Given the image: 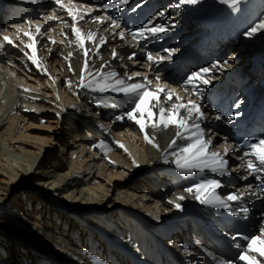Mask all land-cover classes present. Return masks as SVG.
Listing matches in <instances>:
<instances>
[{"label": "bare ground", "instance_id": "bare-ground-1", "mask_svg": "<svg viewBox=\"0 0 264 264\" xmlns=\"http://www.w3.org/2000/svg\"><path fill=\"white\" fill-rule=\"evenodd\" d=\"M27 1L33 5L43 4L40 8L46 9L44 15L55 12L61 21H67L68 26L57 20L44 26L37 15L26 13L25 17L29 16L32 21L30 33L35 36L34 46L28 48L26 45L33 41L23 34L27 31V24L21 19L25 17L0 13V44L4 45L0 48V256L3 255L0 264H163V255L169 261L171 254L177 252L178 244L188 243V236H205L202 227L208 229L211 236L218 235L217 261L247 264L238 256L247 244L244 237L259 234L264 228V219H261L264 192H259L249 177L242 178L236 188L230 179L237 178L238 174L222 176L210 169L181 172L172 153L178 152L188 141L177 139L176 145L169 147L175 138L174 128L146 127L145 131L160 145L159 149L154 147L144 139L140 126L124 115L130 110L133 98L124 97L122 93L81 87L80 77L84 75L85 83H88L93 76H98V69H103L105 73L116 71L119 79H126V73L143 74L126 80L127 83H143L144 77L155 83L154 78L159 75V83L166 89H174L185 102L193 99L200 105L204 113L200 123L205 139L211 138L210 151L222 153L225 147L231 150L234 139L225 124L218 121L222 114L215 108L217 90L213 88L215 82L225 78V74H217V68L212 67L218 63L221 72L237 77L240 91L236 93L238 99L236 97L233 105L243 103L252 108L264 99V88H261L255 102L252 104L251 101L258 88L255 76H261L259 81H264V65L260 61L264 59V28H258L251 36L246 34L264 21V0H236L234 7L231 0L228 3L222 0H198L196 3L173 0L171 7L166 4L160 7L170 16V19L159 21L165 26L166 33L151 38L145 35L146 40L132 39L130 33L140 29H127L132 21L113 29L109 23H92L88 18L89 22H81L80 26L97 31L98 38H106L107 43L99 47L98 55L95 47L86 43L89 48L87 72H82L83 50L69 43L75 37L66 11L53 8L55 0ZM64 2L68 3V0ZM115 3L119 6L111 10L117 14L116 18L111 11L104 10L91 16H112L120 23L124 19L123 4L120 0ZM179 4L185 6L179 12L191 14L194 18H178L174 6L179 7ZM18 7L27 10L23 3ZM192 8L198 10L196 15L192 14ZM221 12H227L226 16L232 19L225 30L219 31L225 34L218 37L217 33L214 34L217 38L215 45L221 49L218 54H223L224 50L229 59L218 61L217 49L207 57L199 58L196 49L190 50L192 42L183 43V38L192 36L197 40L204 32L205 24L207 27L212 25L210 31L213 34L217 24L215 16ZM147 14L150 17L144 24L148 27L154 13ZM37 24L41 26L39 34L35 31ZM172 26H176L175 32L185 27L176 34L181 36L179 40L174 41L176 35L172 37ZM120 32L125 33V39H120ZM208 33L211 34L209 30ZM226 34H232V38ZM5 35L28 48L25 49L26 53L29 52L26 59H16L12 47H5ZM53 39L56 43H52ZM113 49L118 53L116 59L111 54ZM163 49L177 51L170 60L148 61L149 51L153 55L167 56ZM69 53L72 55L65 59ZM133 53L134 58L129 59ZM30 55H35L39 68L27 59ZM181 56H191L192 62L188 65L178 63ZM246 63L255 71L249 79H245L248 72L242 69ZM256 65H259L257 71ZM205 67L210 71L197 78L202 89V94L197 96L192 86L185 82L192 72ZM204 79L210 82L203 84ZM161 100L167 107L163 94ZM122 115L123 119H116ZM43 119L46 120L44 132L51 135L37 139L30 132L33 123ZM61 134L67 137L64 143L60 142ZM230 150V158L237 159L238 155ZM11 158L25 161L26 165L17 169ZM204 179H219L224 185L217 190L221 196L236 192V189L242 191L250 197L251 205L246 204L244 196L240 201L229 202L231 208L200 203L195 198V191L189 193L185 189ZM136 180L140 181L135 183ZM19 189H22V198L16 196ZM254 193H259L260 198L253 197ZM180 196L184 199H178ZM176 204L180 207L177 208ZM242 206L248 208L247 215H235ZM217 219L224 224L222 233L214 227ZM195 223H200V230L194 228ZM63 224H70L69 231L63 229ZM172 227L177 231H172ZM224 234H231L235 241L224 240L227 238ZM170 247L171 252L165 249ZM254 247L260 249L262 246L257 242ZM189 249L196 253L193 259L199 260L200 253L196 248L191 245ZM187 253L191 252L179 253L180 264L188 263L190 254ZM257 259L259 264H264V258Z\"/></svg>", "mask_w": 264, "mask_h": 264}, {"label": "snow or ice", "instance_id": "snow-or-ice-1", "mask_svg": "<svg viewBox=\"0 0 264 264\" xmlns=\"http://www.w3.org/2000/svg\"><path fill=\"white\" fill-rule=\"evenodd\" d=\"M183 3H196L198 0H182ZM222 2L228 3L229 0H222ZM233 7L235 6L236 0H231ZM55 3L60 6L61 9L66 11L67 16L71 18V32L74 35L75 39L70 40L69 43H74L78 48L83 50L85 56L84 66L82 72H87L89 69L88 55L89 48L86 47V43H91L95 49L97 55L99 54L98 49L100 46H103L107 43L106 38L97 36V31L85 30L80 24L84 22L85 24L89 22V19L92 23L104 24L106 21H111V26L113 28H119L120 25L117 23L112 16H91L92 8L80 7L74 5L72 0H68V3H65L64 0H55ZM121 4L127 3V0H120ZM119 5L115 3V0L112 2L105 3L102 5L103 9L117 8ZM161 16L164 15V12L160 13ZM87 17V18H86ZM47 20H57L61 21V17L57 16L53 12L50 16L46 17ZM67 25V21H61ZM29 26L32 24V21L28 22ZM258 28H264V21L260 25L253 27L246 34L251 36ZM20 31V28L17 29ZM36 33L39 34L41 31V26L36 25ZM166 28L163 24L157 25L156 27L147 28L141 27L136 32H131L133 40H146L145 32H148L150 35H157L158 33L165 32ZM25 36L29 38L30 43L26 45L28 48H32L35 42V36L28 31H24ZM121 40L125 39V33H118ZM51 39V38H50ZM3 40L8 44H12L13 41L5 35ZM52 43H56L53 39ZM3 44H0V48H3ZM167 52V56L153 55L151 51L147 52V59L153 63H160L164 60H170L172 54L177 51V49H163ZM27 55V53H25ZM112 57L116 59L118 53L115 49L112 50ZM72 53L68 54V59ZM135 53L130 55L128 58L133 59ZM28 59L32 61L38 68L40 67L35 55L28 56ZM105 65L104 67H107ZM71 67V65H69ZM43 70V69H42ZM46 71V70H44ZM210 71L209 68H200L198 71L192 72L186 79V85H191L193 92L200 96L202 94V89L199 88L197 84V78L207 74ZM98 76H93V79L88 83H85L84 75L80 77V85L84 88H91L93 91L98 92H117L122 93L124 97L133 98L131 103L130 110H127L124 115L127 116L129 120H134L136 124L140 126V130L144 132V139L152 144L154 147H160L159 144L154 142V138L151 137L147 131L146 127L152 129H168L170 127L175 129L174 136L169 147L176 145L177 139L188 141L185 146L181 147L178 152H173L174 163L176 167L185 173H191L195 170L204 171L205 169H210L213 172H219L222 176L228 175L229 172V161L225 159V155L230 150L229 147H225L224 153H221L216 150L210 151L211 138L205 139L204 130L201 127L200 121L204 119V113L201 111L200 105L196 100L188 99L186 102L184 97L178 94L174 89H166V86L162 83H159L160 76H155V83L153 80H149L147 77H144L143 83H127L126 80H132L134 77H139L142 74L140 72L125 74L126 79L117 78L119 74L116 71H110L105 73L103 69H98ZM210 81L204 79L203 84H208ZM71 82L69 81V86ZM185 87V91H187ZM161 94H163L164 100L168 102V106L165 107L164 102L161 100ZM175 97V100L173 98ZM145 104L148 105L147 108L143 107ZM139 114V118L137 117ZM124 116H117L116 119H123ZM219 119V117H217ZM141 121H144L143 123ZM103 144V141H101ZM122 148L123 145H120ZM249 151L244 152L241 156V159L245 157H251L246 160V163L242 165L245 167L250 175H255V178L264 185V176L260 175L264 173V139H260L257 142H252L247 144ZM125 151H127L125 149ZM167 162V161H166ZM247 179V176L243 177ZM224 187L219 179H204L200 182L193 185V187H188L185 190L189 193L195 191V198L200 201L202 204H215L217 207H227L231 208L229 202L240 201L243 198L244 193L230 192L227 195L221 196L217 194V190ZM264 190V188H262ZM178 199H184L183 196L178 197ZM176 207L179 208L180 205L176 204ZM248 213L247 207H241L239 211L234 214L239 216L244 214L245 216ZM244 239L247 241L244 250L239 254L238 259L241 261H246L247 264H259L257 257L264 258V228L259 230V234H254L251 236H245ZM260 243L262 246L260 249L254 247V245ZM255 253L254 255H250ZM100 264V262H97ZM220 264H225L221 261Z\"/></svg>", "mask_w": 264, "mask_h": 264}, {"label": "rangeland", "instance_id": "rangeland-1", "mask_svg": "<svg viewBox=\"0 0 264 264\" xmlns=\"http://www.w3.org/2000/svg\"><path fill=\"white\" fill-rule=\"evenodd\" d=\"M53 4V8L55 7V5H54V2L52 3ZM37 5V4H36ZM42 5L43 4H40V6L39 7H42ZM56 8V7H55ZM49 14L51 15L52 13L51 12H49ZM48 14V15H49ZM49 15V16H50ZM46 16L47 15H42L41 17H39L38 16V19L41 21V23H44V26H46V24L45 23H47V19H46ZM44 17V18H43ZM21 20H23L24 21V18H22ZM56 21V20H55ZM52 22H50L49 24H47V25H50ZM25 27H27V25L25 26ZM27 30H29V29H27ZM1 35H2V33H0V37H1ZM180 35H176L175 36V39H174V41H176V40H179L180 39ZM13 40V44H12V46H9V44L8 43H6L5 44V47H7V48H9V47H12V49L13 50H11V52L13 51L14 52V56H16V59H21V58H24V59H26V57H25V53H26V51H25V49H28V48H26L23 44H21V43H19V41L18 40H16L15 38H13L12 39ZM17 44V46H15V47H13V45H16ZM10 49V48H9ZM229 52V51H228ZM29 52H27V54H28ZM225 56H226V58L225 59H223V60H228L229 58H227L228 56H227V54H225ZM28 59V58H27ZM261 62H263V65H264V61H262V60H260ZM249 69H251V68H249ZM245 70V69H244ZM246 72H247V70H245ZM189 73L190 72H188V74L187 75H189ZM252 72H248L247 73V76H246V78L245 79H249V77L250 76H252V74H251ZM59 72H56V76L57 77H59ZM142 76H143V74H142ZM260 77L261 76H259V75H257V76H255V82H258V79H260ZM41 78H43L42 80H45V77H41ZM260 82V81H259ZM242 83V82H241ZM242 87V86H241ZM264 94V93H263ZM44 121H37V122H34L33 124V128H32V131L30 132V134L31 135H33V136H35V137H37V139H39L40 137H42V138H45L46 137V135H51V133H47V132H44V129H45V126H44V123L46 122V120L45 119H43ZM36 127V128H35ZM107 128H108V126H106ZM50 137V136H49ZM67 137L65 136V135H62L61 134V136H60V142H62V143H64L65 141H64V139H66ZM55 149H56V146H55ZM12 159V158H11ZM12 164H13V166H15V168H19L20 166H24V165H26V162L25 161H16L15 159H12ZM28 168V167H27ZM32 168V167H31ZM30 169V168H29ZM142 180V179H141ZM140 180H136L135 181V183H138ZM19 192L16 194V196L17 195H19V198H22L23 197V195H22V189H19L18 190ZM13 205H14V203H13ZM70 225V224H69ZM69 225L67 226L66 224H63V229L65 230V231H69ZM68 228V229H67ZM85 235V234H84ZM83 237H85V236H83ZM96 244H98V243H96ZM5 249H6V252H8L9 250L5 247ZM32 252V251H31ZM1 256H3V255H1ZM0 256V257H1ZM22 261H21V259H19V263H21Z\"/></svg>", "mask_w": 264, "mask_h": 264}]
</instances>
